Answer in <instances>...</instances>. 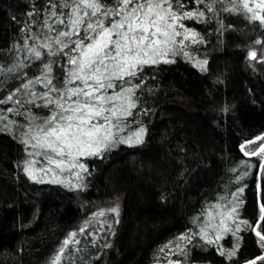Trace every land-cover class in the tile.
Instances as JSON below:
<instances>
[{
	"label": "trees",
	"instance_id": "obj_1",
	"mask_svg": "<svg viewBox=\"0 0 264 264\" xmlns=\"http://www.w3.org/2000/svg\"><path fill=\"white\" fill-rule=\"evenodd\" d=\"M32 1L0 0L2 45L12 44L17 37ZM198 7L202 10L204 5L188 0V10ZM214 8L217 10L206 13L202 22L185 19L182 23L198 33L196 42L191 38L185 41V51L202 44L216 51V45L223 44L217 50L221 58L217 68L223 74L214 80L216 84L211 83L212 76L197 77L193 70L174 65L183 58L182 52L171 57L174 62L145 66L136 90V108L121 135L147 126L151 131L146 143L137 149L124 148L115 158L98 162L83 176L79 194L71 195L67 188L66 193L48 188L44 195L49 204L46 212L24 215L23 210L35 201L25 190L27 175L19 166L20 147L0 137V264H42L48 254L45 247L58 242L69 226L61 214L78 220L95 203L108 199L114 200L118 211L104 212L94 220L96 227L103 225L107 235L101 258L94 264H140L145 251L173 227L184 224L187 213L222 186L225 165L236 160L238 143L264 129V67L251 72L244 60L246 45L259 30L256 22L220 11V4ZM173 111L179 120L170 121ZM167 123H179L177 131L183 138L173 132L174 127L168 128L171 134H161V126ZM187 145L195 151L192 161L185 155ZM105 151L104 155L108 153ZM248 196L247 207H254L255 201ZM56 206H60L61 214L52 211ZM15 211L21 212L22 224L3 232ZM249 214L255 218L254 212ZM252 242L247 237L233 264H246L262 255ZM243 259L247 261L239 263ZM257 264H264V260Z\"/></svg>",
	"mask_w": 264,
	"mask_h": 264
},
{
	"label": "snow or ice",
	"instance_id": "obj_2",
	"mask_svg": "<svg viewBox=\"0 0 264 264\" xmlns=\"http://www.w3.org/2000/svg\"><path fill=\"white\" fill-rule=\"evenodd\" d=\"M187 2L48 0L40 32L32 30L35 21L30 20L22 26L26 36L19 50L21 55L11 67H0V80L9 75L26 76L24 70L33 65L36 71L6 98H0V104L15 105L0 109V125L4 131L20 130L21 143L31 158L23 166L28 179L35 183H61L63 181L57 177L66 171L72 174V170H88L81 158L99 157L115 144L141 142L142 127L131 135H121L136 108L141 73L145 66L174 62L171 57L178 53L189 55L184 50L185 41L191 38L196 42L198 33L186 28L183 20L202 22L206 13H214L217 10L214 5L220 4V11L243 15L250 22L264 26V0H194L198 6L204 5L202 10L198 7L195 11L187 9ZM34 15L31 11L28 13L29 17ZM249 57L256 58V53L250 52ZM33 109L46 111L37 113ZM11 115L22 116L27 123L11 120ZM257 141H264V136L240 146L245 156H264V143L251 151L247 148ZM37 171L42 175L38 176ZM49 173L52 179L46 181ZM75 175L83 179L79 172ZM257 187L261 201L259 220L255 225L239 221L234 232L238 233L240 225H244L255 232L264 247V187ZM243 191V188L238 189L232 194L233 198H238V193ZM110 211L116 213L118 210L112 208ZM234 213L235 206L230 210L225 206L221 213L220 226L225 232L230 230L226 220H236ZM199 236L205 243H214L205 227L200 229ZM220 238L217 232L215 239ZM179 239L191 243L187 235ZM69 242L65 239L64 245ZM176 247L181 246L177 244ZM220 252L229 259L235 255L234 250L225 253L220 249ZM59 259L57 256L55 261ZM258 259L264 260V256Z\"/></svg>",
	"mask_w": 264,
	"mask_h": 264
},
{
	"label": "rangeland",
	"instance_id": "obj_3",
	"mask_svg": "<svg viewBox=\"0 0 264 264\" xmlns=\"http://www.w3.org/2000/svg\"><path fill=\"white\" fill-rule=\"evenodd\" d=\"M47 2L48 0H33L28 6L29 8L24 13L25 18L20 23V28L18 29L19 31H17L18 35L12 44L10 43L8 45H2L0 43V54L6 53L4 56L0 57V67L5 69L11 67L16 61L17 57L21 55L19 50L22 48L23 41L26 36V33L21 30L23 25L28 24L30 20L35 21V23L32 25V30L35 32H40V23L47 15L48 11L46 7ZM30 11L35 14L33 17L28 16ZM256 24V29H259L258 33L251 42L247 43L244 53V60L247 68L249 71L255 73L260 70L261 66L264 67V62H261L264 61V26H261L258 22H256ZM257 41H260L261 43H257ZM207 48L208 47L204 44L191 47L188 52L189 55H184L183 58H180L177 62H175L174 65L179 66V68L181 67V70H193L197 77L210 76L211 78L212 76L211 83L213 84V81H217L219 76L223 74V70L221 68H217V65L221 62V58L219 57L220 54H218L217 50L222 49L223 44H217L216 51H212ZM253 51L256 53V58L254 59L249 57V53ZM37 64H39V61ZM35 71L36 66L33 65L32 68L24 70V72L27 73L26 76L22 75L20 78H17L16 76L9 75L0 80V98H6L10 93L20 86L22 80H26ZM58 71L59 69H57V72ZM210 78L208 80H210ZM214 83L216 84L215 81ZM13 106L15 105H12L11 103L0 104V109H6ZM20 110L24 111V108H21ZM33 111L41 113L45 112L46 110L33 109ZM5 115L8 114L5 113ZM176 116L177 112H170V121H175L177 118ZM10 119L17 121L20 124L27 123L22 116L11 115ZM177 120L179 119L177 118ZM5 123H7V121H5ZM169 127H174V129H172L173 132L179 137L182 136L180 137L181 139L183 138V133L181 132L182 134H180L177 131V129L181 127L179 123L175 124L174 126H172L171 123L161 126V134H165L167 132L172 133V131L168 129ZM140 128L141 127H138L136 131H138ZM142 128H144V132L141 134L140 143L133 142L131 145L128 143L116 144L114 147L107 149L108 153L105 155L104 153L106 151H103L102 155L99 157H88L86 159L81 158V160L84 159L87 169L90 170L95 167L98 162H104V160H106L108 157L112 159L115 158V154L118 155V153L124 148L137 149L142 147L146 143L147 137L151 131L150 128L148 130L147 126ZM155 131V129H152L153 133H155ZM132 133L128 135H131ZM1 136L6 139H11L20 147V155L18 160L19 166L23 169L25 161L31 158L28 157L27 150L21 143L20 130L18 128H13V131L8 132L3 130V125H0V137ZM260 136H264V129L251 135V137L248 139H243L242 142L238 143L236 146V160L233 161L232 164L227 163L225 165V177L222 182V186L215 190L212 194L202 198L198 206L187 213L184 224L173 227L171 230H169V232L160 237L154 246L152 245V247L145 251L141 257L140 264H177V262L178 264H233L235 260L238 259L240 250L247 237L252 238L253 246L259 250L258 255L260 250L262 251V255L259 257L264 256V247L261 246V242L254 231L247 230L244 225H240L241 230L238 233L234 232L235 226L237 223H239V221H248L249 223L255 225L259 220V208L261 201L258 199L257 186H262V183L264 182V156H245L244 152L241 151L240 146L245 144L247 141L256 140V138ZM133 139L135 140V137H133ZM260 143H264V141H257V144H249L247 145V148L249 151H251ZM185 155L190 161H192L194 160L195 151L189 145H187L185 148ZM36 159L40 158L36 157ZM88 170L85 172L76 169L72 170V174H69V172L66 171L60 174L59 179L57 178L58 180L63 181L61 183H35L33 180L28 179L27 176L25 190L31 196V198H33L35 203H32L33 205H30L28 208L24 209L23 214L33 217L35 215L41 216L46 212L44 209H46L45 207H47L49 204L45 202L46 200L44 195L47 193L48 188L58 189L63 193L65 192V188H67L68 190H72L71 195L79 194L81 192L80 187H82V179H77L75 173L79 172L80 176L83 177L86 173H88ZM36 174L38 176L42 175V173H39L38 171ZM51 179L52 173H49L45 177V180L49 181ZM240 188H243L244 191L242 193H238V198H233L232 194L237 193L238 189ZM253 192L254 196L252 195ZM248 194L250 196H248ZM247 196L251 200L255 201L253 203L254 207H247ZM38 199L40 200L39 203H37ZM95 202L97 201L94 200V203ZM216 205H222V207L216 208ZM112 206L116 208L114 205V200L112 199H108L102 204L95 203V207L91 208L89 212L83 213L78 220L75 219L74 216L68 217L66 213L61 214L60 206L52 208V211L55 214H61L62 218L66 220L65 222H69V226L58 242L51 246L48 245L45 247L48 250V254L42 261V264H54L55 258L57 256H59L60 259L55 261V264H94V262H97L101 258L103 252L102 248L106 243L107 235L105 232L106 229H101L102 226L96 227L97 225L95 224L94 220H96L97 217H100L98 215L100 212H111L110 210L114 208ZM225 206L228 210H230L233 206L236 207V213H234L236 220L233 221L230 218L226 220V224L230 229L227 232H225L223 227L220 226V220L222 218L221 213L225 211ZM250 212H254V219L249 217ZM18 213L21 212L15 211L9 215L4 227H2L3 232L8 233L13 228L22 224V219ZM209 213H211V215H209ZM34 222V224L37 226V219L34 220ZM206 222L209 223L206 224ZM202 227H205V230L208 231L209 236L214 240V243L208 244L205 243L204 240L200 239L199 233ZM81 229H83V231H81ZM217 232H219L221 236V238L218 240L215 239ZM73 234H75L74 237ZM185 235L191 237V243H189L187 240L181 241L179 239L181 236ZM237 237L240 238L237 239ZM65 239H69L70 242L68 245H64ZM177 244H180L181 247H176ZM61 249H63V252ZM220 249H223L225 253L234 250L235 255L229 259L226 255H221ZM128 255L129 254L125 255L124 257H127ZM258 258L253 260L255 261V264L262 261ZM246 261V259H243L238 262L244 263ZM249 262L246 264H249Z\"/></svg>",
	"mask_w": 264,
	"mask_h": 264
}]
</instances>
